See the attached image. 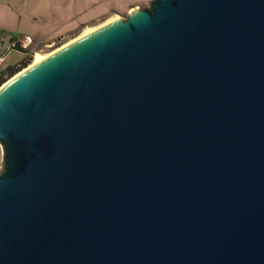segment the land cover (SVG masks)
<instances>
[{
  "label": "water",
  "instance_id": "1",
  "mask_svg": "<svg viewBox=\"0 0 264 264\" xmlns=\"http://www.w3.org/2000/svg\"><path fill=\"white\" fill-rule=\"evenodd\" d=\"M0 152V264H264V0H151L37 58Z\"/></svg>",
  "mask_w": 264,
  "mask_h": 264
},
{
  "label": "rangeland",
  "instance_id": "2",
  "mask_svg": "<svg viewBox=\"0 0 264 264\" xmlns=\"http://www.w3.org/2000/svg\"><path fill=\"white\" fill-rule=\"evenodd\" d=\"M150 1L0 0V32L4 35L3 40L8 42L10 38H20L28 50L24 54L8 51L7 45L8 53L3 65L14 64L19 72L32 63L34 53H50L114 16L124 18L132 8L148 7ZM12 76H4V82Z\"/></svg>",
  "mask_w": 264,
  "mask_h": 264
},
{
  "label": "built area",
  "instance_id": "3",
  "mask_svg": "<svg viewBox=\"0 0 264 264\" xmlns=\"http://www.w3.org/2000/svg\"><path fill=\"white\" fill-rule=\"evenodd\" d=\"M3 33L0 32V62L4 61L5 56L7 55L8 51H9V40L8 42L3 40ZM27 39L29 40V37H27ZM13 40L15 42H20V45H23V47L25 48L27 45H24L23 42L21 41L20 38H13ZM7 45H8V51H7Z\"/></svg>",
  "mask_w": 264,
  "mask_h": 264
},
{
  "label": "bare ground",
  "instance_id": "4",
  "mask_svg": "<svg viewBox=\"0 0 264 264\" xmlns=\"http://www.w3.org/2000/svg\"><path fill=\"white\" fill-rule=\"evenodd\" d=\"M135 8H138V7H135ZM135 8H132V9H135ZM132 9H131V10H132ZM116 18H119V17H118V16H114V17L111 18L110 20H108V21H106V22L100 24V25L97 26V27L87 29L86 31H84L82 34H80L78 37L72 39L71 41H74L75 39H77V38H79V37L85 35L86 33L90 32V31H92V30L97 29L98 27H101L102 25H105V24L111 22L112 20H114V19H116ZM71 41L67 42L66 44L70 43ZM66 44L62 45L61 47L65 46ZM58 49H59V48H57L56 50H58ZM56 50H54V51H56ZM54 51H52V52H54ZM52 52H50V53H52ZM50 53H47V54H45V55H41V54H39V53H37V52L34 53V54H33V58H34V59H33L32 63H31L30 65H32V64L35 62V60H36L37 58L47 56V55L50 54ZM30 65H29V66H30ZM29 66H28V67H29ZM24 69H25V68H24Z\"/></svg>",
  "mask_w": 264,
  "mask_h": 264
},
{
  "label": "trees",
  "instance_id": "5",
  "mask_svg": "<svg viewBox=\"0 0 264 264\" xmlns=\"http://www.w3.org/2000/svg\"><path fill=\"white\" fill-rule=\"evenodd\" d=\"M19 68H17L14 64L7 65L3 69L0 70V85L4 82V76L10 77L17 73Z\"/></svg>",
  "mask_w": 264,
  "mask_h": 264
},
{
  "label": "crops",
  "instance_id": "6",
  "mask_svg": "<svg viewBox=\"0 0 264 264\" xmlns=\"http://www.w3.org/2000/svg\"><path fill=\"white\" fill-rule=\"evenodd\" d=\"M7 65H10V64H4V65H3V61L0 62V70H1L2 68H4L5 66H7ZM0 161H1V152H0Z\"/></svg>",
  "mask_w": 264,
  "mask_h": 264
}]
</instances>
